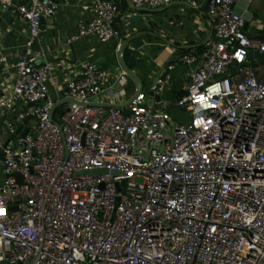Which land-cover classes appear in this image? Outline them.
Returning <instances> with one entry per match:
<instances>
[{"label": "built area", "instance_id": "built-area-1", "mask_svg": "<svg viewBox=\"0 0 264 264\" xmlns=\"http://www.w3.org/2000/svg\"><path fill=\"white\" fill-rule=\"evenodd\" d=\"M120 1L90 0V20L65 45L115 41L122 58ZM171 1L127 3L155 11ZM236 1H187L206 10L213 39L201 55L181 54L150 88L159 95L176 65L190 68L174 104L190 114L182 124L160 102L147 106L142 91L125 107L91 104L114 98L113 83L127 74L114 78L88 61L77 71L54 65L34 46L56 5L0 0V13L27 31L15 63L0 50L13 74L0 94V264H264V64L247 59L264 54V38L246 35ZM62 100L71 102L51 113ZM17 104L26 111L7 118ZM96 169L106 173L81 174Z\"/></svg>", "mask_w": 264, "mask_h": 264}, {"label": "crops", "instance_id": "crops-1", "mask_svg": "<svg viewBox=\"0 0 264 264\" xmlns=\"http://www.w3.org/2000/svg\"><path fill=\"white\" fill-rule=\"evenodd\" d=\"M50 1L56 5V10L53 16L44 19L40 41L34 49L41 48L47 60L54 65L62 60L68 61L71 68L77 71L80 62L88 61L110 71L113 76L115 72L120 74L123 69L117 59V42L111 41L103 45L95 38L87 37L73 43L71 47L64 43L66 36L78 25L90 20L87 9L90 0ZM187 1L189 0H172L167 6L155 11L132 10L127 0L119 3L121 44L126 42L123 51L126 49L134 65L131 71L142 83L143 93L152 87L160 72L181 54L192 52L201 55L206 44L213 39L206 10L197 11ZM195 1L204 3L207 0ZM234 12L245 20V31L249 38H264V0H237ZM26 33L25 24L17 17L0 13V50L8 63H15L21 57ZM122 62L124 64L123 60ZM189 73V67L180 64L175 66L168 86L159 94L160 103L155 108H166L168 112L176 109L174 104L185 94L184 87L189 80ZM12 82V72L5 71L0 65V94L8 93ZM112 90L116 93L114 98L109 99L100 94L91 104L125 107L129 97L135 93L136 86L128 78L122 84L113 83ZM26 109L17 104L8 112L7 118L15 119L18 113ZM1 121L0 117V133ZM27 122L31 124L33 120Z\"/></svg>", "mask_w": 264, "mask_h": 264}, {"label": "water", "instance_id": "water-1", "mask_svg": "<svg viewBox=\"0 0 264 264\" xmlns=\"http://www.w3.org/2000/svg\"><path fill=\"white\" fill-rule=\"evenodd\" d=\"M46 19V18H45ZM45 20L41 19L40 20V24H41V28L42 25L44 24ZM126 45V42H123L118 50V56L122 53L124 47ZM248 60H252V59H256L257 63L252 62L251 65L252 66H256L257 64H264V54H260L258 52H254L253 54L248 55L247 57ZM118 62L120 64V66L122 67L123 71L127 74V77L133 81V83L136 86V94H139L142 91V83L140 82V80L137 78V76L128 68H126L121 60L120 57H118ZM229 74H227L228 76ZM223 76H219L218 79H223ZM158 79V76L156 78V81ZM153 82L152 86L156 83ZM146 95L150 97V100L147 103V106L153 107L155 103H159L160 102V97L159 95H154L153 92L149 89L146 92ZM50 98L53 102H56V100L59 98L61 99V95L59 93L55 94H51ZM70 100H62L60 102L55 103L52 112L61 104L63 103H70ZM104 106H110V105H104ZM169 114L171 116L172 119L176 120L178 123H182L185 124L187 122H189L190 120V114L189 113H184V112H180L178 109H172L169 111ZM27 133V129H22L21 127H19L16 131V134H19L20 136H24ZM3 156L2 153H0V161H2ZM106 173V170L103 169H96V170H92V171H86V172H82L81 174H91V175H103ZM112 175H116V172H111ZM123 185V181L121 182V186Z\"/></svg>", "mask_w": 264, "mask_h": 264}, {"label": "trees", "instance_id": "trees-1", "mask_svg": "<svg viewBox=\"0 0 264 264\" xmlns=\"http://www.w3.org/2000/svg\"><path fill=\"white\" fill-rule=\"evenodd\" d=\"M262 38H263V36H262ZM185 52H187V51L185 50ZM122 60L124 61L125 66H126L129 70H132V69L134 68L133 63H131V61H130V59H129V57H128V54H127V52H126V49H125V50L123 51V53H122Z\"/></svg>", "mask_w": 264, "mask_h": 264}, {"label": "rangeland", "instance_id": "rangeland-1", "mask_svg": "<svg viewBox=\"0 0 264 264\" xmlns=\"http://www.w3.org/2000/svg\"><path fill=\"white\" fill-rule=\"evenodd\" d=\"M118 75H119V73H118V72H115L113 77H114V78H115V77H118ZM127 81H128V79H127ZM144 86H145V84H144ZM144 89H145V88H144ZM176 109H178V110L181 112V110H180L179 108H176ZM59 110H60V109H59Z\"/></svg>", "mask_w": 264, "mask_h": 264}]
</instances>
